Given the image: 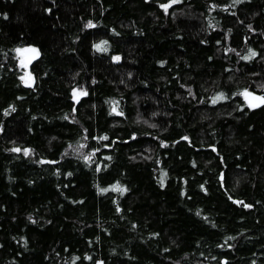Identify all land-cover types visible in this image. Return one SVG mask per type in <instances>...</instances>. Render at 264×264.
Listing matches in <instances>:
<instances>
[{
  "label": "trees",
  "instance_id": "obj_1",
  "mask_svg": "<svg viewBox=\"0 0 264 264\" xmlns=\"http://www.w3.org/2000/svg\"><path fill=\"white\" fill-rule=\"evenodd\" d=\"M246 90L264 0H0V264H264Z\"/></svg>",
  "mask_w": 264,
  "mask_h": 264
},
{
  "label": "water",
  "instance_id": "obj_2",
  "mask_svg": "<svg viewBox=\"0 0 264 264\" xmlns=\"http://www.w3.org/2000/svg\"><path fill=\"white\" fill-rule=\"evenodd\" d=\"M21 55H22V60L24 62L25 69L29 70L31 64L38 58L39 51L37 47H35L34 45H28L22 48ZM25 77L26 79L30 80L29 72H27ZM29 84H31L30 81H29ZM244 93L249 94L247 97L244 95V97L250 106L257 107L263 103L261 100L257 99L259 97H263L262 95L255 93L253 91H250V90H246ZM78 96L79 94L75 95L73 99L76 101L78 99Z\"/></svg>",
  "mask_w": 264,
  "mask_h": 264
},
{
  "label": "snow or ice",
  "instance_id": "obj_3",
  "mask_svg": "<svg viewBox=\"0 0 264 264\" xmlns=\"http://www.w3.org/2000/svg\"><path fill=\"white\" fill-rule=\"evenodd\" d=\"M173 3L177 2V0H172ZM171 5H165L163 7H165V10H167L168 7H170ZM88 27H95V25H93L91 22L88 23L87 25ZM106 41L105 42H102L101 44H97L96 45V48L99 50V51H107V47H106ZM256 53L255 52H251L249 56L245 57V59H251L253 56H255ZM116 59H119V57H116ZM27 83V81H26ZM83 94H86V93H83ZM244 95L247 97L249 94L248 93H244ZM220 99H224L223 95L221 94L220 96L216 97L213 99V103H216L217 100H220ZM259 100H261L262 102H264V97H259L257 98ZM255 106V105H253ZM14 151H20V149H13ZM27 154V151L26 153ZM116 190H120V191H123V189H120L119 187H117Z\"/></svg>",
  "mask_w": 264,
  "mask_h": 264
},
{
  "label": "rangeland",
  "instance_id": "obj_4",
  "mask_svg": "<svg viewBox=\"0 0 264 264\" xmlns=\"http://www.w3.org/2000/svg\"><path fill=\"white\" fill-rule=\"evenodd\" d=\"M18 51H19V53H20V65L24 68V72H23V76L25 77L26 76V74H27V71H26V69H25V67H24V62H23V60H22V55H21V51H22V48H20V49H18ZM25 79H26V77H25ZM77 94H79V93H76V95Z\"/></svg>",
  "mask_w": 264,
  "mask_h": 264
}]
</instances>
